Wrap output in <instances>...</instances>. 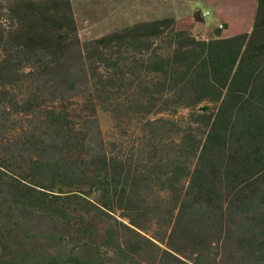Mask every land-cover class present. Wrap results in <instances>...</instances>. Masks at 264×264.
Here are the masks:
<instances>
[{"label": "trees", "instance_id": "obj_1", "mask_svg": "<svg viewBox=\"0 0 264 264\" xmlns=\"http://www.w3.org/2000/svg\"><path fill=\"white\" fill-rule=\"evenodd\" d=\"M2 129L0 264H264V0L203 39L0 0Z\"/></svg>", "mask_w": 264, "mask_h": 264}, {"label": "rangeland", "instance_id": "obj_2", "mask_svg": "<svg viewBox=\"0 0 264 264\" xmlns=\"http://www.w3.org/2000/svg\"><path fill=\"white\" fill-rule=\"evenodd\" d=\"M79 39L93 38L138 20L172 16L175 25L187 29L196 38H205L214 29L223 36L249 31L255 0H72ZM79 84L78 88H82ZM72 101H81L74 95ZM68 101H66L67 103ZM95 117L105 140L115 128L109 112L94 99ZM86 110H79L85 114ZM184 111L179 109L178 113ZM7 132H0V147L7 145Z\"/></svg>", "mask_w": 264, "mask_h": 264}]
</instances>
